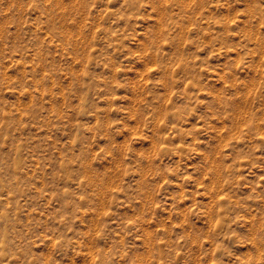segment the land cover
<instances>
[{"label":"rangeland","instance_id":"374dc122","mask_svg":"<svg viewBox=\"0 0 264 264\" xmlns=\"http://www.w3.org/2000/svg\"><path fill=\"white\" fill-rule=\"evenodd\" d=\"M0 264H264V0H0Z\"/></svg>","mask_w":264,"mask_h":264}]
</instances>
